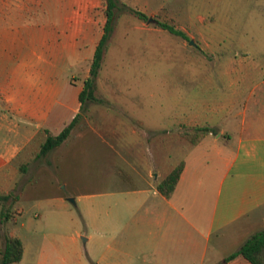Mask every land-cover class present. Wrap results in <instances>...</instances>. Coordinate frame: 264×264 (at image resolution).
<instances>
[{
  "label": "crops",
  "instance_id": "0c3cea01",
  "mask_svg": "<svg viewBox=\"0 0 264 264\" xmlns=\"http://www.w3.org/2000/svg\"><path fill=\"white\" fill-rule=\"evenodd\" d=\"M102 1L0 0V194L15 189L20 169L32 160L35 190L61 175L77 147L101 145L114 185L101 189L89 203L85 195L77 197L84 224L92 225V232L82 231L80 237L92 241L94 250H104L97 264H104L105 251L109 264H250L242 256L225 259L264 229V28L242 31L238 55L228 56L225 25L219 29L203 18L190 31L173 25L191 36L196 55L186 56L193 70L175 72L176 113L169 125L208 127L214 133L187 144L181 159L167 169L164 151L144 144L150 132H164L167 123L148 124L133 108L126 120L104 113L90 130L74 128L56 149L39 154L46 137L57 136L80 113L82 83H60L55 70L70 62L78 72L85 64L84 78L88 76L86 64L103 33L105 18L96 10ZM119 1L148 16L165 8L150 7L147 0ZM117 27L115 23L104 60L110 54L115 63L133 56L126 43L130 30L143 36L144 55L166 45H177L181 52L189 47L185 39L141 20L121 32ZM186 79L189 100L182 87ZM223 85L228 92L215 100L213 91ZM139 126L147 128L142 135L135 128ZM179 163L183 168L175 188L164 197L157 184ZM151 170L155 183L149 180ZM57 182L58 188L68 185L63 178ZM70 197L57 193L34 199L33 217L63 228ZM9 234L21 240L14 227ZM25 262L23 244L22 259L14 264Z\"/></svg>",
  "mask_w": 264,
  "mask_h": 264
},
{
  "label": "rangeland",
  "instance_id": "374dc122",
  "mask_svg": "<svg viewBox=\"0 0 264 264\" xmlns=\"http://www.w3.org/2000/svg\"><path fill=\"white\" fill-rule=\"evenodd\" d=\"M150 7L159 4L165 6L158 15L148 16L154 22H141L156 27L155 22H167L177 27H184L190 31L194 26H199L201 18L206 24H215L221 29L222 24L228 31L225 55H238L237 38L242 31L251 32L255 27L264 28V0H147ZM121 3V2H120ZM103 1L96 9L102 16ZM115 23H118V32L124 26L139 23L134 15L128 12L115 10ZM165 36H169L165 33ZM116 40L115 38L113 39ZM143 36L138 31L130 30L126 43L134 49L133 56L128 61L112 62L110 55L103 59L98 77L95 81L94 95L102 103L87 102L78 115L76 130L84 131L93 128L94 121L104 115H112L115 119L126 120L134 109V114L141 115L148 124L166 122L164 132L149 133V139L144 144L155 151H164L167 169L169 165L181 159V150L190 144L189 139H199L203 136L196 132L194 127H182L169 125L171 116L176 113V85L175 72L193 70L186 56H195L196 52L189 44L187 51H180L166 45L160 52L151 50L143 54ZM194 40L190 35L185 42ZM223 48V47H222ZM113 58V57H112ZM127 57H124V59ZM200 58V57H199ZM203 64L199 63V69ZM206 65V64H204ZM216 68V63H210ZM84 66V67H83ZM89 64H86V67ZM205 67V66H204ZM70 62L60 63L55 70L60 83H75L80 86L83 82L85 64L80 66L78 72ZM182 87L186 89V99L189 100L190 79L183 80ZM225 82V81H224ZM228 92L227 85L219 86L213 91L215 100H221ZM108 116V115H107ZM139 135L147 131L145 127H135ZM205 135V134H204ZM185 140V142H178ZM104 148L97 144H85L77 147L68 158V167L61 175L51 176L52 182L38 185L33 190V182L37 180L33 176V160L24 165L19 171L15 189L10 193V198L0 205V212L7 213L10 219L5 224H0V234L9 233L14 227L21 238L26 250V262L30 264H97L101 252L94 250L92 241L84 242L80 232H92L91 224H84V207L77 197L85 195V203L93 201L101 189L114 185L109 173ZM119 168H122L120 166ZM154 170L150 171L149 180L155 183ZM35 177V178H34ZM65 179L68 185L61 184L59 179ZM42 182V181H38ZM43 183V182H42ZM40 184V183H39ZM57 188V189H56ZM60 194L63 197L71 196L74 203L69 202L68 223L60 228L54 223L40 222L33 217L36 212L33 208L34 199L51 198ZM74 238V241L70 239ZM69 242L68 250L64 244ZM104 264L110 263L108 251L103 254ZM132 264H140L139 262Z\"/></svg>",
  "mask_w": 264,
  "mask_h": 264
},
{
  "label": "trees",
  "instance_id": "16d2710c",
  "mask_svg": "<svg viewBox=\"0 0 264 264\" xmlns=\"http://www.w3.org/2000/svg\"><path fill=\"white\" fill-rule=\"evenodd\" d=\"M115 10L128 12L142 21H146L148 19L145 14L127 7L125 4L120 3L119 0H103L102 11L105 18L102 28L103 33L95 47L93 58L89 64L88 76L83 80L82 89L78 95L80 111L84 108V105L87 102L102 103V101L94 95L95 81L98 77L103 57L109 47L111 34L115 25ZM155 25L158 28L168 31L172 35L186 39L185 34L182 31L176 29L172 24L157 21L155 22ZM77 122L78 115H76L57 136L48 135L40 147L39 154L45 155L46 153L60 146L69 137ZM194 130L196 132H200L203 135L210 132L214 133V131L208 127H194ZM189 141L192 144H196L198 139L190 138ZM182 168L183 164L179 163L161 182L157 184V190L161 195L164 197H169L171 195L178 181ZM9 198L10 194H0V204H2L4 201H7ZM9 219V214L0 212V224H5L9 221ZM22 256L23 244L21 240L7 232L2 235L0 234V264L19 263L22 259ZM237 256H242L250 264H264V229L250 236L237 251L230 254L225 260L230 261Z\"/></svg>",
  "mask_w": 264,
  "mask_h": 264
},
{
  "label": "water",
  "instance_id": "95a60500",
  "mask_svg": "<svg viewBox=\"0 0 264 264\" xmlns=\"http://www.w3.org/2000/svg\"><path fill=\"white\" fill-rule=\"evenodd\" d=\"M152 22H154V20L152 18H148L147 23H152ZM189 44L192 45V46H195V44H194V42L192 40L189 41ZM68 201L71 202V203H74L73 199H68Z\"/></svg>",
  "mask_w": 264,
  "mask_h": 264
}]
</instances>
